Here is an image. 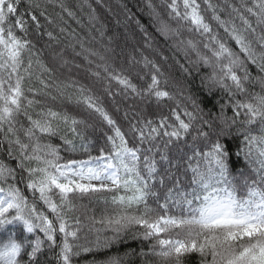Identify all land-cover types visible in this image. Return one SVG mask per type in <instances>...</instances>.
Listing matches in <instances>:
<instances>
[{
  "label": "snow or ice",
  "instance_id": "6c2138e0",
  "mask_svg": "<svg viewBox=\"0 0 264 264\" xmlns=\"http://www.w3.org/2000/svg\"><path fill=\"white\" fill-rule=\"evenodd\" d=\"M163 2L175 26L161 17L151 0L150 23L165 41H173L172 46L186 55L194 53L193 63L212 68L209 79L228 97L220 105L217 126L204 118L192 96L186 97L191 111L179 103L165 104L174 99L168 80L146 56L142 63L151 66L150 80L137 72L142 82L138 85L125 74L127 69L114 67L80 41L84 52L103 61L96 64L99 70L88 71L104 82V93L119 94L112 91L115 82L125 100L155 102L152 114L147 107L129 105L123 117L128 122L125 132L92 86L62 79L43 59L44 48L37 42L44 37L60 42L52 31H42L40 23L41 17L53 23L47 5L57 0H0V230L22 225L25 234L22 240L15 232L0 239V264H38L45 250L52 252L49 259L55 264H73L83 254H92L86 264H125L129 253H113L112 248L130 230L152 241L139 256H156L162 264H184V257L192 254L199 255L200 264H264V188L258 186L264 184V92L250 93L245 87L257 81L264 89V0H239L238 5L231 0ZM57 6L75 16L63 0ZM225 11L227 18H222ZM206 13L227 39L213 29ZM136 23L148 36L145 26ZM184 31L201 39L184 37ZM84 59L92 63L88 56ZM53 60H59L60 67L69 64L63 51L54 53ZM64 100L83 106L107 125L111 134L105 132L106 145L98 155L92 154L86 135L94 125L75 111L55 106ZM228 107L231 117L224 115ZM56 138L59 144L53 143ZM62 148L73 155L65 158ZM78 153L84 155L76 158ZM253 156L258 167L252 168L256 178L249 182L242 164L251 167ZM160 162L169 166L164 172ZM237 176L244 177L246 196L237 195ZM85 199L110 205L112 211L106 208L99 218L89 216ZM81 209L83 219L77 214ZM89 233L95 238L89 239Z\"/></svg>",
  "mask_w": 264,
  "mask_h": 264
},
{
  "label": "trees",
  "instance_id": "16d2710c",
  "mask_svg": "<svg viewBox=\"0 0 264 264\" xmlns=\"http://www.w3.org/2000/svg\"><path fill=\"white\" fill-rule=\"evenodd\" d=\"M59 0H57V3ZM150 0H63V3L68 9L75 13L74 17H69L65 12L62 11L57 3L48 4L47 12L52 19L53 23L48 24L42 17L40 23L43 29L52 31L59 39V43L55 41H48L47 37H44L42 41L37 42L39 48H44L43 59L49 67H55L58 69V75L62 79L74 78L79 80L81 83L92 86L93 92L101 97L103 106L113 115V118L127 132L128 122L123 118L124 111L129 106L134 104L137 109H144L147 107L149 114L153 113L155 108V102L146 104L138 98L136 99H124V95L120 90V86L115 82L112 83L113 93H119L114 96H108L103 92L104 82L97 81L95 77L90 75L88 69H96V64L103 63L99 60L98 56H91L89 53L84 52L80 48V41L84 43L86 49H92L103 55L105 59L113 64L114 67L120 68L123 66L133 83L141 84L142 82L137 78L136 73L139 72L141 75L148 74L147 78L150 80L151 66L145 68L142 60L143 57H147L149 60L154 61L159 65L161 71L164 73V78H167V90L172 93L174 99L164 101L165 104L175 107L177 103L181 107H187L190 111L192 110L191 101L187 100L186 97L192 96L197 100L202 109L203 116L206 120L213 122L214 126L219 125L220 121V105L223 104L227 99L226 93L222 89L214 85L209 79L212 75L213 69L203 65V63L195 64L196 56L190 50L187 55L184 51L178 50L172 46L173 41H165L163 37L157 33L155 26L150 23V9L148 8ZM213 3L220 4L222 0H212ZM232 3L237 4L239 0H231ZM41 3H45V0H41ZM151 3L156 10L161 14V17L168 21L167 13L165 10L163 0H151ZM25 5H22L23 8ZM59 14V15H57ZM95 16V20H91V16ZM206 19L212 23L213 29L218 31L220 36L227 39L223 29L219 28L215 22L211 21V13H206ZM222 18H227V12L220 13ZM63 16V20L60 19ZM252 19L253 25H255L254 18ZM139 20L141 24L147 29L146 36L145 32H142L136 21ZM175 26L174 21H168ZM238 27H242L239 19L235 20ZM63 27L65 31L60 32V28ZM99 29V31H98ZM74 30V31H73ZM103 31L104 35L101 36L100 32ZM184 37H194L201 39L196 36L195 33H189L184 31L182 33ZM36 41V35L33 32L32 37ZM50 43L51 48H45L44 44ZM230 46L235 49L234 44L229 41ZM72 45L74 47H70ZM150 45V46H148ZM201 50L203 51L202 45ZM63 51V58L69 61V64L60 67V61L53 60V54ZM76 53H81L77 56ZM88 56V60L92 63L89 64L84 57ZM132 60V64L129 61ZM139 62V63H137ZM79 64L80 67L76 68L74 65ZM253 76L257 73L255 69H252ZM103 74V73H102ZM245 87L249 92L261 93L264 92L261 85L257 81L246 83ZM244 99V97H239ZM37 99L43 100V97H37ZM56 107H66L69 110L75 111V113L93 124V128L87 130V137L92 141L90 145L92 154L98 155V150L101 146L106 145L105 132L111 134L107 125L104 124L101 119L95 114L89 115L83 109V106L76 108L75 105L70 104L67 100H64L62 104L58 102ZM119 108V111H117ZM167 112V109H165ZM232 109L228 107L225 109L224 115L227 117L232 116ZM235 131V129H233ZM130 139V137H129ZM53 143L59 144L58 138L53 140ZM65 158L72 156L67 150L62 148L61 153ZM76 158H81L83 153L75 154ZM159 161V155H157ZM255 156H253L252 166L249 167L247 164H242L245 176L249 179V182L256 178L252 168L258 167L255 163ZM13 166L15 161L11 162ZM161 172H164L169 166L167 163L160 162L158 164ZM173 171H175L173 169ZM190 178V174H189ZM237 188V195L239 197L246 196L247 186L244 184V177L237 176L234 181ZM264 188V184L258 185ZM23 187V186H21ZM83 204L88 206L87 215L101 217L106 208L107 211L111 212L112 207L106 206L104 203L99 201L89 202L87 199L82 201ZM84 209H81V218L83 219L82 213ZM85 223H88L85 221ZM96 227H101L96 225ZM15 232L18 239H23L25 235L23 232L22 225H9L6 230H0V239L7 236L8 233ZM88 229H84V233H87ZM83 234V233H82ZM105 233H101L104 235ZM111 235V233H106ZM29 235V239H31ZM89 239L95 238V233L88 234ZM152 241H144L136 237V231L130 230L123 237V241L120 244L113 245L112 252L119 250L120 254L129 253L125 264H162L160 258L156 256H139L140 250L143 248L145 251L148 250L149 244ZM56 251V250H53ZM52 252L47 250L38 257V264H55V261L50 260ZM100 258V257H97ZM92 259V254H83L79 258L73 259V264H86L87 261ZM184 264H200V257L198 254H192L184 257Z\"/></svg>",
  "mask_w": 264,
  "mask_h": 264
}]
</instances>
